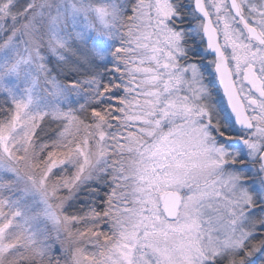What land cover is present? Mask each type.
I'll use <instances>...</instances> for the list:
<instances>
[{"label": "snow or ice", "instance_id": "1", "mask_svg": "<svg viewBox=\"0 0 264 264\" xmlns=\"http://www.w3.org/2000/svg\"><path fill=\"white\" fill-rule=\"evenodd\" d=\"M0 264H264V0H0Z\"/></svg>", "mask_w": 264, "mask_h": 264}]
</instances>
